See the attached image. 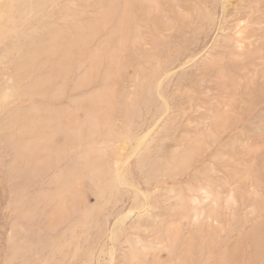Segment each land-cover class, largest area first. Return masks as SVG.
<instances>
[{
  "label": "rangeland",
  "instance_id": "374dc122",
  "mask_svg": "<svg viewBox=\"0 0 264 264\" xmlns=\"http://www.w3.org/2000/svg\"><path fill=\"white\" fill-rule=\"evenodd\" d=\"M0 264H264V0H0Z\"/></svg>",
  "mask_w": 264,
  "mask_h": 264
},
{
  "label": "bare ground",
  "instance_id": "6f19581e",
  "mask_svg": "<svg viewBox=\"0 0 264 264\" xmlns=\"http://www.w3.org/2000/svg\"><path fill=\"white\" fill-rule=\"evenodd\" d=\"M252 9V8H251Z\"/></svg>",
  "mask_w": 264,
  "mask_h": 264
}]
</instances>
